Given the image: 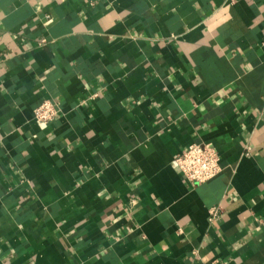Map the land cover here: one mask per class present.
<instances>
[{
    "label": "crops",
    "instance_id": "obj_1",
    "mask_svg": "<svg viewBox=\"0 0 264 264\" xmlns=\"http://www.w3.org/2000/svg\"><path fill=\"white\" fill-rule=\"evenodd\" d=\"M0 264H264V0H0Z\"/></svg>",
    "mask_w": 264,
    "mask_h": 264
},
{
    "label": "built area",
    "instance_id": "obj_2",
    "mask_svg": "<svg viewBox=\"0 0 264 264\" xmlns=\"http://www.w3.org/2000/svg\"><path fill=\"white\" fill-rule=\"evenodd\" d=\"M46 40H43L42 43ZM98 96L91 95L92 99ZM59 109L52 100H43L34 110V117L41 123H49L58 114ZM175 163L179 171L189 182L204 183L220 174L222 171L221 158L214 147L201 142L190 144L185 150L175 157ZM221 207H213L210 210V220L220 216Z\"/></svg>",
    "mask_w": 264,
    "mask_h": 264
}]
</instances>
